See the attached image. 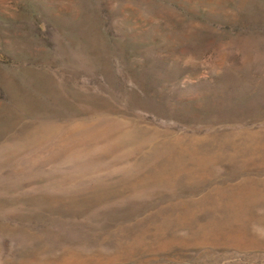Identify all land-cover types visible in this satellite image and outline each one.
<instances>
[{"label": "rangeland", "instance_id": "1", "mask_svg": "<svg viewBox=\"0 0 264 264\" xmlns=\"http://www.w3.org/2000/svg\"><path fill=\"white\" fill-rule=\"evenodd\" d=\"M0 264H264V0H0Z\"/></svg>", "mask_w": 264, "mask_h": 264}]
</instances>
